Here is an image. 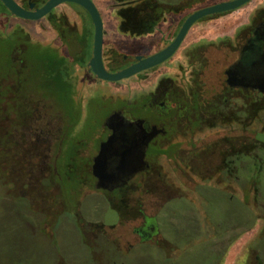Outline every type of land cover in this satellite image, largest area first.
I'll list each match as a JSON object with an SVG mask.
<instances>
[{
	"label": "flooded vegetation",
	"instance_id": "1",
	"mask_svg": "<svg viewBox=\"0 0 264 264\" xmlns=\"http://www.w3.org/2000/svg\"><path fill=\"white\" fill-rule=\"evenodd\" d=\"M46 2L28 0L21 5L29 9L35 3L36 9ZM195 8L171 15L173 24L163 23L155 34L140 37L151 38L148 52L129 51L122 59L112 53L108 62L118 63L120 71L137 63L138 56L148 58L163 51L176 39L187 18L202 9ZM222 15L225 14L198 20L171 58L138 74L139 91L128 93L123 110L113 111L104 121L109 130L81 174V190L73 189L79 191L76 206L79 208L86 196L98 193L109 203V210L117 214L118 221L110 225L112 229L117 223L137 226L132 240L105 231L109 224L105 221L93 226L94 232H85L83 242L97 264H126L124 260L131 252L142 249L151 252L147 259H154L156 264H227L232 238L222 240V190H264V0L232 32L222 34ZM213 20L219 24L212 27L210 34L205 25ZM196 26L198 31L192 34ZM106 57L104 48V62ZM168 63L173 64L171 69ZM118 112L123 114L125 125L112 118ZM45 121L51 124L48 112L35 122ZM59 131L61 140L63 127ZM44 134H49L48 128L47 132L39 131L38 143ZM114 134L119 139L112 153L132 148L134 154L123 173L110 171L106 180H101L95 175L94 160L101 145ZM56 172L54 168L48 172L45 168L31 169L26 183L18 184L22 180L18 178L16 186L21 184L29 191L35 186L47 190ZM44 200V223L51 217L55 224L59 223L66 205L60 200L63 209L50 216L52 205L49 199ZM174 200L182 201V206L176 216L169 217L175 231V238H171L163 233L159 215ZM30 201L33 206L35 198ZM151 207L154 215L147 213ZM263 218L259 216L246 231L253 238L250 246L229 264H261L256 244L264 234ZM257 222L263 223L259 230L255 228ZM256 230L259 232L255 235ZM110 246L119 257L110 251Z\"/></svg>",
	"mask_w": 264,
	"mask_h": 264
},
{
	"label": "rangeland",
	"instance_id": "2",
	"mask_svg": "<svg viewBox=\"0 0 264 264\" xmlns=\"http://www.w3.org/2000/svg\"><path fill=\"white\" fill-rule=\"evenodd\" d=\"M17 1L22 3V0ZM93 1L98 5L104 20V48L107 55L105 62L107 66L111 65L108 60L112 53H117L122 59V56L129 51L134 53L149 51L150 37L130 40L129 36L118 32L112 0ZM227 1L231 0H206L205 4L201 6V0H188L187 6L199 9ZM261 1L253 0L236 11L222 15V34L232 32L234 26L240 21H244L255 5L260 4ZM56 14L66 16L74 27L79 31L83 30L85 17H87L83 8L63 4L56 10ZM174 22L175 19L170 16L167 23L173 24ZM218 24V20L209 21L205 25V31L212 34V27ZM19 27L30 34L34 44H41L42 50H47L48 47L46 46H51L57 49L60 54L70 56L68 48L59 39L47 18L30 21L17 18L14 15H0V34H8ZM196 31H198V26L192 29V34ZM19 54L21 55L20 52ZM3 59L4 57L0 54V76L4 74ZM107 66L106 68L110 71ZM166 66L171 69L173 64L168 63ZM138 79V75H136L116 83L105 82L89 72L88 66H75L73 80L76 90L75 96L71 99L73 101L69 100L72 111L70 118L66 120L63 117L61 104L50 103L46 105L47 109L53 108L56 111V117H51L49 113L51 124H48L47 121L36 124L35 121L41 116L45 118L47 113V109L38 108L34 120H31L28 127L17 131L11 130L15 132L11 139L17 148L9 150L7 148L9 137L4 131L0 133V264H60V261L70 264H97L96 260L91 257L90 248L83 242V239L86 236L85 232H94L92 227L104 221L109 223L106 224L105 231L133 239L132 231L137 226L136 223H117L116 227L112 229L110 225L117 222L118 217L115 212L109 210V203L106 199L98 193L86 197L83 193L85 200L83 199L82 205L77 208L76 199L79 197V191L75 192L73 189L81 190V174L91 163L102 139L109 130L104 121L113 111L123 110L124 100L128 93L132 94L139 91ZM73 91L74 87L71 92ZM13 111L14 108L10 107L8 113L12 121L10 122L11 126L3 123L0 124V129L10 130L16 126L14 124L19 122L18 119L13 118ZM32 123L34 128L31 130L30 137L28 136L29 127ZM60 127H64L61 140L58 138ZM47 128L49 134L42 135L43 138L41 139L43 140L38 143L39 131L45 129L47 132ZM8 133L10 132L8 131ZM34 168H45L47 172L48 170L52 171L53 168L56 169L57 172L55 176H52V182H49L51 187L47 190H43L41 186H35V190L29 191L21 186L28 179L26 174ZM18 178H22V180L19 181ZM17 181H19L18 184L21 183L19 186H16ZM8 184H11V187ZM226 194L233 195L240 201L244 199L242 191H229ZM253 194H250V204H255L253 196H251ZM32 197L35 198L33 206L30 201ZM44 199H49L52 205L50 216L56 215V210L59 212L60 209H63L62 206H59L60 200L64 206L66 205L59 223L55 224L54 217L44 223ZM223 201L222 207H226L224 211L222 210L224 214H220V217L222 216L223 222L227 225H233L237 218H241L242 215L247 216L251 211V207L239 201ZM181 202L174 200L160 212L159 220L162 222L163 233L167 237L175 238V231L170 224L169 217L174 214L176 216V212H179L178 209L182 206ZM153 208L147 209L148 215H154L155 210ZM182 217L185 221L187 220L185 215ZM184 220L182 222L186 223ZM262 225V222H257L255 228L259 230ZM257 230L255 235L259 232ZM52 237H55L56 242L52 240ZM249 239L250 235L245 232L240 239L230 242L226 257L227 264L235 262L245 248L250 246L253 238ZM208 244L203 247L208 246ZM200 246L202 245L199 244L198 247ZM111 248L110 246V251L113 253ZM256 250L260 263L264 264V234L256 244ZM150 253L145 249L131 252L124 262L126 264H156L154 259L148 261L147 258H149ZM114 254L115 257H119L117 252ZM61 255L63 256L62 260L60 259Z\"/></svg>",
	"mask_w": 264,
	"mask_h": 264
},
{
	"label": "trees",
	"instance_id": "3",
	"mask_svg": "<svg viewBox=\"0 0 264 264\" xmlns=\"http://www.w3.org/2000/svg\"><path fill=\"white\" fill-rule=\"evenodd\" d=\"M27 1L22 0V2ZM112 1L114 2L113 14L118 21V32L133 38L155 34L160 25L166 23L171 15L193 8L187 6L188 0ZM201 1L202 4L206 2V0ZM69 5L79 7L74 4ZM0 15L12 16L1 1ZM85 18L83 30L79 31L66 16L57 15L56 10L47 17L59 39L68 48L69 57L60 54L51 46H46L48 49L42 50V45L34 44L30 34L21 27L8 34H0V54L4 57V74L0 76V124L7 123L11 126L12 121L8 113L10 107L14 108L13 118L19 121L14 124L16 128L0 129V133L4 131L9 137L7 142L9 150L16 147L11 139L15 132L11 130L17 131L28 127L31 120H34L38 108L47 109V104L59 103L63 106V117L66 120L70 118L72 111L69 100L73 101L71 99L75 96L76 90L73 80L74 67L88 66L93 55L94 25L88 13ZM118 65L112 62L111 65L106 66L110 71L115 72L120 69ZM73 87L74 91L71 92ZM47 112L51 114V117H56V111L53 108L47 109ZM226 178L236 179V177ZM227 192L229 191L222 190V201H239L251 207L248 215L237 218L233 225L225 224L222 219V240L232 238L231 242H233L249 230L259 216L264 215V190L254 192V194L253 191H244L243 201L233 195L229 196ZM250 194H253L251 196L255 204L249 203ZM225 207H222L223 211ZM235 226H238V231L234 234Z\"/></svg>",
	"mask_w": 264,
	"mask_h": 264
},
{
	"label": "water",
	"instance_id": "4",
	"mask_svg": "<svg viewBox=\"0 0 264 264\" xmlns=\"http://www.w3.org/2000/svg\"><path fill=\"white\" fill-rule=\"evenodd\" d=\"M0 1L12 15L30 21H39L46 18L63 4H74L83 8L94 25L93 55L88 63L89 71L101 81L116 83L132 78L166 62L178 50L187 33L198 20L211 15L236 11L253 0H231L196 11L187 18L176 39L166 49L148 58L138 56L137 63L117 72H111L106 68L104 62L105 25L102 15L93 0H48L41 8L36 9L35 3H31L29 9H26L17 0ZM112 118L119 120L121 125H125L126 120L121 112L114 114ZM118 139L117 134L112 135L107 142L101 145L100 153L94 160L95 175L101 180H106L105 175L110 171L123 173L131 164V158L134 154L132 148L129 151L118 152L115 155L112 153Z\"/></svg>",
	"mask_w": 264,
	"mask_h": 264
},
{
	"label": "crops",
	"instance_id": "5",
	"mask_svg": "<svg viewBox=\"0 0 264 264\" xmlns=\"http://www.w3.org/2000/svg\"><path fill=\"white\" fill-rule=\"evenodd\" d=\"M95 2V1H94ZM95 4H96V2H95ZM97 7H98V5H97ZM99 9V8H98ZM101 13V12H100ZM117 25H118V21H117ZM118 27V26H117Z\"/></svg>",
	"mask_w": 264,
	"mask_h": 264
}]
</instances>
